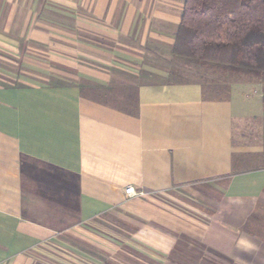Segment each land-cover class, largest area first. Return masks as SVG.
Segmentation results:
<instances>
[{"label":"crops","instance_id":"obj_1","mask_svg":"<svg viewBox=\"0 0 264 264\" xmlns=\"http://www.w3.org/2000/svg\"><path fill=\"white\" fill-rule=\"evenodd\" d=\"M22 1L0 0V56L37 70L36 53L20 59L23 12H38ZM76 2L50 9L65 16L64 84H0V264L141 196L203 184L222 199L206 246L264 264V83L167 80L185 0Z\"/></svg>","mask_w":264,"mask_h":264},{"label":"rangeland","instance_id":"obj_2","mask_svg":"<svg viewBox=\"0 0 264 264\" xmlns=\"http://www.w3.org/2000/svg\"><path fill=\"white\" fill-rule=\"evenodd\" d=\"M29 7L38 12L33 16H25L23 12L22 22L33 26L30 31L23 32L28 41L23 40L20 59L23 62L29 53H36L35 58L40 62L38 69L26 68L30 65L18 63L7 51L0 56V67L16 78L0 81V84H64L60 73L65 71V16L50 9L76 8L77 2L23 0L22 8ZM47 62L49 64H45ZM42 64L50 72L43 73L45 69L39 68ZM66 66L75 73L88 71L89 67L77 63ZM166 66L168 81L217 82L223 77L229 80L248 78L210 73L176 59ZM221 200L220 193L204 184L141 196L116 213L56 235L55 239L12 264H235L213 253L202 239L209 221L221 223L220 208L217 209ZM213 211L217 215L210 217Z\"/></svg>","mask_w":264,"mask_h":264},{"label":"trees","instance_id":"obj_3","mask_svg":"<svg viewBox=\"0 0 264 264\" xmlns=\"http://www.w3.org/2000/svg\"><path fill=\"white\" fill-rule=\"evenodd\" d=\"M172 55L264 83V0H185Z\"/></svg>","mask_w":264,"mask_h":264},{"label":"built area","instance_id":"obj_4","mask_svg":"<svg viewBox=\"0 0 264 264\" xmlns=\"http://www.w3.org/2000/svg\"><path fill=\"white\" fill-rule=\"evenodd\" d=\"M124 194H125V197L127 200L129 199H132V198H135L137 196H139L140 194L139 193H136L132 187H127L125 190H124Z\"/></svg>","mask_w":264,"mask_h":264}]
</instances>
